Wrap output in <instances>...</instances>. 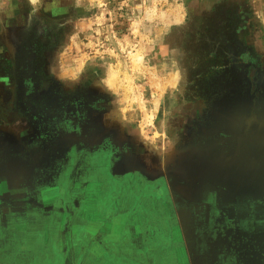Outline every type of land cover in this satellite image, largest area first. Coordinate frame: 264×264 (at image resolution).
<instances>
[{
	"label": "rangeland",
	"instance_id": "obj_1",
	"mask_svg": "<svg viewBox=\"0 0 264 264\" xmlns=\"http://www.w3.org/2000/svg\"><path fill=\"white\" fill-rule=\"evenodd\" d=\"M255 1L0 0V264H264Z\"/></svg>",
	"mask_w": 264,
	"mask_h": 264
},
{
	"label": "clouds",
	"instance_id": "obj_2",
	"mask_svg": "<svg viewBox=\"0 0 264 264\" xmlns=\"http://www.w3.org/2000/svg\"><path fill=\"white\" fill-rule=\"evenodd\" d=\"M29 5H34L36 3V0H27ZM262 4H264V0H260ZM75 7H80V0H75ZM4 7L3 5H0V15H3ZM8 16H11V13H7ZM264 19V18H262ZM52 71L55 73L56 69L53 68ZM178 71V70H177ZM64 73L61 74V78L64 77ZM78 79V77L73 76V80ZM95 82L109 95L111 96L112 100V108L110 110V114L112 112H115L120 115L121 119L124 116L125 112V106L122 104V101L120 100V97L117 93L113 92L110 84H109V75H108V68L106 64H101L98 67V71L95 74Z\"/></svg>",
	"mask_w": 264,
	"mask_h": 264
},
{
	"label": "crops",
	"instance_id": "obj_3",
	"mask_svg": "<svg viewBox=\"0 0 264 264\" xmlns=\"http://www.w3.org/2000/svg\"><path fill=\"white\" fill-rule=\"evenodd\" d=\"M253 10H254V20L258 24H261L264 27V4L258 2L257 0L255 1V4H253ZM163 66L155 67L153 68L154 71H161L163 70ZM171 75L172 77L171 82L169 83V89L170 93L176 94V93H182L184 90L185 86V76L184 73L178 69V68H173L171 69ZM178 70V71H177ZM168 93V92H167Z\"/></svg>",
	"mask_w": 264,
	"mask_h": 264
}]
</instances>
